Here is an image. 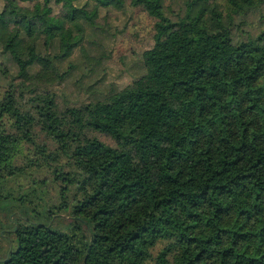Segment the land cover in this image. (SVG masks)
Returning <instances> with one entry per match:
<instances>
[{"label":"trees","instance_id":"16d2710c","mask_svg":"<svg viewBox=\"0 0 264 264\" xmlns=\"http://www.w3.org/2000/svg\"><path fill=\"white\" fill-rule=\"evenodd\" d=\"M136 11L152 33L119 88L105 63ZM69 84L107 89L62 106ZM38 169L58 200L21 181ZM8 239L0 264H264V0H0Z\"/></svg>","mask_w":264,"mask_h":264},{"label":"rangeland","instance_id":"374dc122","mask_svg":"<svg viewBox=\"0 0 264 264\" xmlns=\"http://www.w3.org/2000/svg\"><path fill=\"white\" fill-rule=\"evenodd\" d=\"M208 1L212 2V0H207V2ZM203 5H206V2L201 3L200 6ZM109 18L115 19L117 18V15L110 14ZM204 23L210 29L214 28V22L211 17H207ZM118 25L119 28L125 29L126 35L119 37L117 47L112 54V58L105 63V70L107 73L108 83H113L117 87L123 88L130 84L141 71L138 68V64L141 52L149 42L150 35L152 33L153 21L147 15L142 14V12L136 11L133 13L132 18L128 24L123 21L120 22L119 19ZM113 30H115V27ZM80 89L81 88H78V86H74L72 84L67 85V87H65L64 89H60V104L62 106H65L67 104L71 106H80L82 104L89 103L95 97L100 96L105 92V90L107 89V84H103L102 86L94 90H87V87H84L81 90ZM96 135L106 143L113 144V142L109 138L104 137L100 134ZM27 153V151L24 152L25 155ZM20 162L23 163V160H20ZM39 171L40 169H38L36 172H33L34 174L30 179L23 178L21 181L26 184L28 182H31V179H33L34 177L45 179L49 187L47 189H44V191L48 192L49 197L58 200L60 191L59 189L62 183L57 182L53 179V176L50 173L51 170L44 169L43 172ZM34 214L35 213H33L29 217V223H37V220L34 219ZM56 220L57 215L53 217L51 224L56 223ZM62 227L65 228V226ZM15 248L16 242L8 239L0 248V259L8 255L9 252H11Z\"/></svg>","mask_w":264,"mask_h":264}]
</instances>
